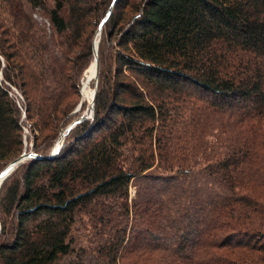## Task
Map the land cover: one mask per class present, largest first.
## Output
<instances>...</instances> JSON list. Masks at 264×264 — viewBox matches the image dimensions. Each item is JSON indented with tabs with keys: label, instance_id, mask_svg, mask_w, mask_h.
Wrapping results in <instances>:
<instances>
[{
	"label": "trees",
	"instance_id": "obj_1",
	"mask_svg": "<svg viewBox=\"0 0 264 264\" xmlns=\"http://www.w3.org/2000/svg\"><path fill=\"white\" fill-rule=\"evenodd\" d=\"M0 58V173L22 117L43 157L0 186V264H264V0H0Z\"/></svg>",
	"mask_w": 264,
	"mask_h": 264
},
{
	"label": "rangeland",
	"instance_id": "obj_2",
	"mask_svg": "<svg viewBox=\"0 0 264 264\" xmlns=\"http://www.w3.org/2000/svg\"><path fill=\"white\" fill-rule=\"evenodd\" d=\"M41 25L43 26L44 24L42 23ZM96 38L101 40V33L99 34V31L94 35L93 41ZM0 60L4 61L3 58H0ZM92 64L93 63L91 62L90 65L88 66V68L85 69V71L81 74V77H80V80H79L80 97L77 100L78 103H77V106H76L75 111H74V113H76L78 115V117L83 116L85 114L90 115V113H91V105H90L91 103H90V101H91L92 96H93V91L95 89H97V85H98V80L96 82V80H94V79L92 80L91 85H90V76H88V74H86V72L88 73L87 70H90V66ZM94 71H95V67L93 69H91V72H94ZM82 85L85 86V88H86L87 100H85L83 98V96H82V92H81ZM11 91H12V94H13L12 97L16 98V102L17 103L19 102L21 105L24 106L25 98H24L21 90L15 88V87H12ZM82 99H84V102L81 105ZM22 118H23V124H24V126H23L24 127V142H25L24 152L25 151L26 152H30V151L34 152L35 151V149H34L35 142H37V141L40 142V141H42V139L41 138H36L37 137V133H35V131H33V129L31 128V124L27 120L26 116L22 117ZM76 119H77V117H76ZM62 131H64V130H61V133H62ZM55 132L52 133L53 134L52 136L55 137V138L52 139V142H54V143H53V147L51 148V150H54L56 148V145H57L56 140L58 138H60V136H61V133L58 132L55 135ZM56 137H57V139H56ZM63 144H64V142H63ZM44 146L45 145H42L41 149H45ZM183 179L184 178L179 179L177 183L181 185L180 188H182L184 186L187 191H186V194H185L183 192L180 193V190H179V193H176V195H174V198H176V201H175L176 204L174 203L172 205V216H171V221L172 222H169L167 224V226H166V230L169 233H171V236H170V238H168L167 242H171L170 239H172V238L174 240H176V238L180 239V240L183 238V240H185V241H192L193 242L196 234L198 233V228H197L198 225L197 226L196 225L195 226H193V225L192 226H188V217H187V219L185 218L182 221H180L178 219L179 214H184L183 213L184 212L183 206L185 205L184 202L188 198L187 195L190 192V190H189L190 187H192L190 181H184ZM201 179H203V178H201ZM4 181L2 182V184L4 183ZM196 186H198V185H196ZM135 191H136V187L133 186V188L131 189L132 194L135 193ZM207 197L208 196H206V198L204 200H207ZM190 217L192 219V216H189V218ZM87 228H89V230L87 231V232H89L91 230V228L90 227H87ZM87 242H88V239L85 236L80 240V244H83V245H87Z\"/></svg>",
	"mask_w": 264,
	"mask_h": 264
},
{
	"label": "water",
	"instance_id": "obj_3",
	"mask_svg": "<svg viewBox=\"0 0 264 264\" xmlns=\"http://www.w3.org/2000/svg\"><path fill=\"white\" fill-rule=\"evenodd\" d=\"M112 12V8L109 10V13ZM101 29L102 26L99 29V34L101 33ZM99 42L100 39L96 38L94 41V54H95V75H94V80H98V72H99V63H98V49H99ZM96 91L97 89H95L93 91V97L91 100V113L90 115L85 114L83 115V117L80 120L75 121L73 124L69 125L62 133L61 136L57 142L56 148L52 151L51 155H50V159L55 158L56 155L60 152V150L63 147V142L65 137L67 136L68 132L74 127L76 126L80 121H83L84 119H89L92 118L93 116V110H94V104H95V97H96ZM84 99H82L81 101V105L83 104ZM30 158H37V159H42L43 157L35 155L32 151L30 152H23V154L18 157L17 159H15L14 161H12L7 168H5L1 173H0V186L2 184V182L17 168L19 167L22 163H24L25 161H27ZM0 232H1V225H0Z\"/></svg>",
	"mask_w": 264,
	"mask_h": 264
},
{
	"label": "bare ground",
	"instance_id": "obj_4",
	"mask_svg": "<svg viewBox=\"0 0 264 264\" xmlns=\"http://www.w3.org/2000/svg\"><path fill=\"white\" fill-rule=\"evenodd\" d=\"M95 67V61L93 62V64L90 66V69H93ZM87 74V72H86ZM93 97V96H92ZM92 100V99H91ZM91 102V101H90ZM135 198V197H134Z\"/></svg>",
	"mask_w": 264,
	"mask_h": 264
}]
</instances>
